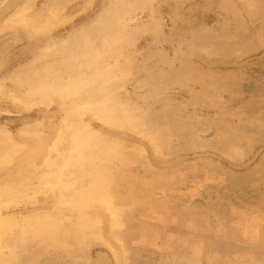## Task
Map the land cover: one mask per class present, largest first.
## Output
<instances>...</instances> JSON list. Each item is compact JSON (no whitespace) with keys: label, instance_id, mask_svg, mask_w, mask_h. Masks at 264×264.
Instances as JSON below:
<instances>
[{"label":"rangeland","instance_id":"obj_1","mask_svg":"<svg viewBox=\"0 0 264 264\" xmlns=\"http://www.w3.org/2000/svg\"><path fill=\"white\" fill-rule=\"evenodd\" d=\"M71 134L81 214L45 183ZM4 150L0 190L35 195L0 218L69 221L5 264H264V0H0Z\"/></svg>","mask_w":264,"mask_h":264},{"label":"bare ground","instance_id":"obj_2","mask_svg":"<svg viewBox=\"0 0 264 264\" xmlns=\"http://www.w3.org/2000/svg\"><path fill=\"white\" fill-rule=\"evenodd\" d=\"M58 85H59V83H58ZM61 86H62V84H61ZM72 87L74 88L75 85H73ZM62 90L63 89L60 90L61 93H62ZM60 92H59V94H60ZM60 95H63V94H60ZM36 102H38V101H36ZM75 134H76V132H75ZM75 134H74V137L77 136V135L75 136ZM72 136H73V134H71L70 138H68V139H70V142L68 141V143H67V144H70V147L66 148V151L68 149V153H67L68 156L65 157L66 154L63 155V153H61L62 152V148H60L61 151H60V149H59V151H55V153L58 152V155H56V159L54 161L50 162V164H49L50 165V167H49L50 173L47 175L48 178L46 179L45 183H47L51 187V189H54L58 193V196H59L58 203L60 205H63V204L75 205L77 213L81 214V213H83V211H85V209H87L91 205V203L94 201V198H96V200H97V197H96L95 194H100V192L97 193L96 192L97 188L95 187L96 189H93L88 195L81 194V193L78 194V192H77L78 191V187H75V184H77L78 182L76 183V181L80 180V179L76 175V173H77V169L80 167V160H81V157H83V156H81V155H83L82 154L83 153L82 149L85 146L84 145L85 143L82 142L83 139H80V137H78L79 139H74V137L71 138ZM67 146H69V145H67ZM64 153H66V152H64ZM0 154H1L0 155V163H2V162H10L11 161V157H10L9 153H7L6 150H4L3 152L0 151ZM77 157H78V159H76ZM81 165H82V163H81ZM82 166H84V165H82ZM75 177L77 178V180H75ZM9 188L10 187H6L5 189L0 190V208L3 205H6L7 202L11 203V201H13L12 203H14V200L16 199L15 196L17 198H19V196H17V195H20V193L23 194V192H24V190L21 189V191H20L19 190L20 188H18L17 195H15V194H12L14 191L12 189H9ZM28 192H30V190ZM25 194H28L27 191H26ZM34 195L35 194L32 195V193H31V196H34ZM94 195H95V197H94ZM24 196H26V195H23V196H20V197H24ZM31 196H30V194H28V196H27L28 199L29 198L31 199L32 198ZM25 199H27V198L25 197ZM25 199L23 198V201H25ZM99 199H102V198H100V196H99ZM19 201H22V200L19 198L18 202ZM100 201H101L100 203H103V205L105 206V209L110 212V213H108V215L111 214V216H112V228H115V226H117V215H116L117 214L116 213L117 209L114 208V206L112 205L110 200L107 199V198H104L103 200H100ZM15 202H17V201H15ZM80 217H82V218H80ZM77 218H80V219L83 220L84 217L83 216H79ZM85 218H86V216H85ZM68 222L69 221L64 216H59V217L52 218V217H49L48 215L26 217L25 219L21 220L19 223H16V222H14L12 220H9V219H1L0 218V241L2 240V238L5 235L9 234L13 229H15L18 226L24 225L25 227H28L31 230L32 238H41L42 235L45 236L46 234H48L47 233L48 227H52V229L55 230V231H60V230L65 231L66 228H67V225H69ZM86 222H87V220H86ZM88 223H89V221H88ZM50 233H51V231H50ZM86 235H87V233H86ZM40 242L42 244L41 240H40ZM65 246H66V244H65ZM0 264H5V263L0 261ZM6 264H10V263L6 262Z\"/></svg>","mask_w":264,"mask_h":264}]
</instances>
